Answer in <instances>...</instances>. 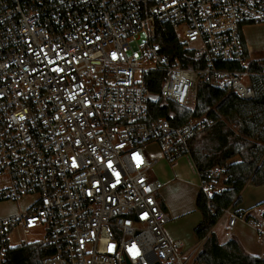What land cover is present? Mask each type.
<instances>
[{"label":"built area","instance_id":"2783aa9c","mask_svg":"<svg viewBox=\"0 0 264 264\" xmlns=\"http://www.w3.org/2000/svg\"><path fill=\"white\" fill-rule=\"evenodd\" d=\"M251 25H264V0H0V205L23 206L0 211V264L8 249L34 244L11 245L13 232L37 225L36 243L52 249L41 264H206L197 260L205 238L188 251L167 237L146 147L190 158L191 140L214 121L148 122L145 77L161 75L158 97L191 112L200 82L253 100L264 58L245 44ZM166 34L202 66H183L174 43L157 40ZM224 180L217 166L200 191L210 199ZM256 211L247 220L225 209L224 236L240 221L264 245V207Z\"/></svg>","mask_w":264,"mask_h":264},{"label":"trees","instance_id":"16d2710c","mask_svg":"<svg viewBox=\"0 0 264 264\" xmlns=\"http://www.w3.org/2000/svg\"><path fill=\"white\" fill-rule=\"evenodd\" d=\"M157 40L174 43L181 59L179 44L172 34ZM180 62L185 67L202 66L192 58ZM252 70H258L256 65ZM161 77L157 73H148L145 77L151 93L148 122L164 118L176 127L192 115L212 119L214 124L191 140L190 157L200 181H206L208 173L217 166L225 168L226 173L224 190L210 199L201 191L196 197L201 221L193 233L198 241L205 238L197 260L206 264H264L262 258L247 254L236 237L230 236L220 244L211 232L223 211L240 203L238 195L247 183L255 186L264 183V78H251L255 98L249 101L239 99L230 89L214 88L208 81L200 82L196 87L195 109L191 112L158 97ZM51 253L50 246L34 243L8 249L7 256L9 264H41Z\"/></svg>","mask_w":264,"mask_h":264},{"label":"rangeland","instance_id":"374dc122","mask_svg":"<svg viewBox=\"0 0 264 264\" xmlns=\"http://www.w3.org/2000/svg\"><path fill=\"white\" fill-rule=\"evenodd\" d=\"M251 26H255V25H251ZM247 27L248 26L244 27L245 28L243 30L244 36H248L252 43H256L258 46H261L262 52L259 54V57L264 58V26L254 27L250 29H248ZM144 41H145L144 36L140 35V38L138 39L137 42L138 46H141ZM189 104L193 105V101L191 100ZM195 144H197V142ZM146 150L149 154L152 155L151 156L152 159H154L153 157L155 158L160 157V153H159L160 151L156 146L149 148L146 147ZM160 159L163 160L158 161V164L153 167L152 172L155 175H158L159 172L165 174L167 173V170H169V169H165V166L167 165L169 167L172 164L176 163V168L174 169V174L172 176H175L176 179L180 181V183L178 185H173L171 189L177 195L178 200L185 201L187 199L186 201L189 202V199L191 198V193L197 192L200 189V179L197 180L190 159L187 156H183L182 158L177 159L174 162H170L162 157H160ZM243 199L245 203L253 202L254 200L253 195L249 187L246 190H244ZM18 208L22 209L23 206L20 205L18 207L12 204L0 205V211H4V213L1 214L5 216L17 215ZM231 208L236 212L235 207L234 208L231 207ZM256 214L258 213L256 212ZM199 216L200 214L196 211V213L194 212L189 213L184 218L175 217V219H173L170 223H168L164 227V231L167 237L170 240H176L182 242L186 246V250L188 251H192L194 249L197 251L201 243L200 241L197 240V238L193 233V225L194 223H196V221H198ZM227 218L228 216L226 214H223L215 227V231L216 233H218L221 239H228L223 235L224 231H226ZM230 233L231 236L238 235V237H241L242 239L251 242L252 244L257 242L259 245L264 247V245L257 240L256 234L253 231V229H251L244 223L241 222L237 223L236 227L233 228L230 231ZM43 238H44V227L42 225H37L35 227H32L28 229L27 232H23L20 228H18L10 236V244L11 245L16 244V241L18 239H20L21 243H36L42 241Z\"/></svg>","mask_w":264,"mask_h":264},{"label":"crops","instance_id":"0c3cea01","mask_svg":"<svg viewBox=\"0 0 264 264\" xmlns=\"http://www.w3.org/2000/svg\"><path fill=\"white\" fill-rule=\"evenodd\" d=\"M259 26H264V25L248 26L247 28L250 29V28L259 27ZM244 41H245L247 48L249 49V53H250L252 58H262V57H259V54L262 52L261 46H258L256 43H252L248 36H244ZM153 146H155V145H150V146H148V148L153 147ZM149 156H150V158H152L151 154H149ZM160 157H162L161 153H160ZM160 157H156V158L153 157L156 160L155 165L158 164L159 160H163V159H160ZM180 158H182V157H180ZM180 158H178V159H180ZM189 159H190V162H191L192 167L194 169V172L196 174V178H197V180H199L198 173H197L195 166L191 160V157ZM175 168H176V163L172 164L169 167L166 165L165 169H169V170H167V173H165V174H162V172H159L158 175H155L152 172V170L150 171L151 179L159 181L162 185L161 190L159 191V194L157 195V200H158L159 204L162 205L170 215V220L168 223H170L173 219H175V217L184 218L189 213H192V212L196 213V211L199 213V211L196 208V197H197L198 193L200 192V189L197 192L191 193V198L189 199V202L186 201L187 199L185 201L184 200H178L177 195L172 191L171 187L173 185H178L180 183V181L178 179H176L175 176H172L174 174ZM248 187L250 188L252 195H253V199H254L253 202H251V203H245L244 199H243L244 190H246ZM187 188H189V187H187ZM192 191H194V190H192ZM238 197L240 198V203L235 207L236 212L238 214H247L248 216L252 217L253 219H258L259 215L256 214V212H257L256 210L260 206H264V183L261 185H258V186H255L250 182L247 183L242 188V190L240 191ZM200 221H201V214L199 216L198 221H196V223H194L193 230L199 224ZM239 222H237V223H239ZM241 223H244V222H241ZM244 224H246L248 226L247 223H244ZM236 225H235V227H236ZM215 227H216V225L212 228L211 232L214 233L218 242L220 244L226 242L227 239H221L220 236L218 235V233H216ZM223 235H224V233H223ZM233 236L238 239L240 245L242 246L243 250L247 254L258 256L264 260V247L263 246L259 245L257 242L252 244L251 242H248V241L242 239L241 237H238V235L237 236L233 235ZM184 247L186 248L185 245H184Z\"/></svg>","mask_w":264,"mask_h":264}]
</instances>
